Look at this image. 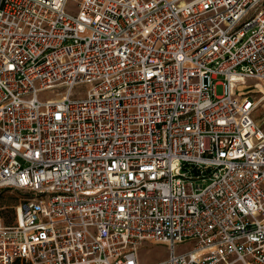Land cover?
I'll return each instance as SVG.
<instances>
[{"label": "built area", "instance_id": "2783aa9c", "mask_svg": "<svg viewBox=\"0 0 264 264\" xmlns=\"http://www.w3.org/2000/svg\"><path fill=\"white\" fill-rule=\"evenodd\" d=\"M262 85L264 0H0V264H264Z\"/></svg>", "mask_w": 264, "mask_h": 264}, {"label": "rangeland", "instance_id": "374dc122", "mask_svg": "<svg viewBox=\"0 0 264 264\" xmlns=\"http://www.w3.org/2000/svg\"><path fill=\"white\" fill-rule=\"evenodd\" d=\"M67 11L75 14L76 10L72 2H69ZM251 84V83H250ZM264 92V85H263ZM261 90L256 91L253 96L256 101V108L253 112V120L257 126L264 131V93ZM217 93L220 94V88H217ZM22 194L14 190H4L0 192V206L5 208L4 215L15 213V208L18 207V201ZM193 243L185 242L176 248V252L187 251L192 248ZM167 257L165 246L160 244L144 243L137 252L138 264H154L164 260Z\"/></svg>", "mask_w": 264, "mask_h": 264}, {"label": "bare ground", "instance_id": "6f19581e", "mask_svg": "<svg viewBox=\"0 0 264 264\" xmlns=\"http://www.w3.org/2000/svg\"><path fill=\"white\" fill-rule=\"evenodd\" d=\"M260 90L263 92V85L260 87ZM264 93V92H263ZM19 212V211H18Z\"/></svg>", "mask_w": 264, "mask_h": 264}]
</instances>
